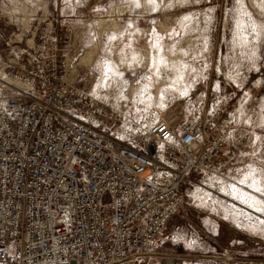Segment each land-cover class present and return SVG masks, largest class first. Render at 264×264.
<instances>
[{
	"label": "built area",
	"instance_id": "built-area-1",
	"mask_svg": "<svg viewBox=\"0 0 264 264\" xmlns=\"http://www.w3.org/2000/svg\"><path fill=\"white\" fill-rule=\"evenodd\" d=\"M65 38L0 70V264H161L148 254L182 204L236 194L232 93L181 119L131 116L72 82Z\"/></svg>",
	"mask_w": 264,
	"mask_h": 264
},
{
	"label": "rangeland",
	"instance_id": "rangeland-1",
	"mask_svg": "<svg viewBox=\"0 0 264 264\" xmlns=\"http://www.w3.org/2000/svg\"><path fill=\"white\" fill-rule=\"evenodd\" d=\"M66 34L72 82L131 116L152 121L203 113L223 87L232 93V103L238 98L244 103V130L234 134L243 141L241 154L230 173L240 182L235 192L248 190L262 206L253 209L238 194L225 195L244 208L245 222L256 223L235 226L217 194L214 202L182 204L166 224L165 235L179 228L164 247L264 258V223L259 225V217L264 218V110L256 108L264 95V84L258 85V78L264 80V0H0V70H9L28 47L56 54ZM253 173L257 190L244 184Z\"/></svg>",
	"mask_w": 264,
	"mask_h": 264
},
{
	"label": "crops",
	"instance_id": "crops-1",
	"mask_svg": "<svg viewBox=\"0 0 264 264\" xmlns=\"http://www.w3.org/2000/svg\"><path fill=\"white\" fill-rule=\"evenodd\" d=\"M261 78H258V85L261 87V85L264 84V80H260ZM256 88H258L257 85H255ZM259 92L256 93L258 95H260V90H258ZM258 99H260V101H258V103L256 104V108L260 111L261 109L264 110V95L260 96ZM233 102V101H232ZM230 103V106H229V110H232V125H231V128H230V134H231V137H232V145H233V148H237V155H235L233 157V160L231 162V164L229 165L228 167V171L230 172V170L232 169L233 165L236 164L235 162H238V158L241 154V150H240V145H242L243 141L242 139L239 138L238 139H235L234 137V134L236 133V131H238L239 133H241L243 130H244V124L241 122V118H242V115L244 114V111L246 108H244V103H241L240 99H236V101L234 103ZM245 102V101H244ZM235 104V105H233ZM229 110L226 112L225 115L228 114ZM260 171V166L257 167V173H259ZM261 172V171H260ZM253 190V189H252ZM227 192V191H226ZM213 196H216V195H212L211 197V201L215 200V198H213ZM219 196V195H218ZM220 199L222 200V202H224V206H223V209H224V213L225 215L227 216H230L232 218V221H233V224L237 227H241L244 225V223H246L241 215V213H245L246 211L244 210V208H241L239 205L235 204L236 201H234L233 199L227 197L226 195L224 197H220ZM183 206V205H182ZM185 206V205H184ZM183 206V207H184ZM229 207V208H228ZM233 212V213H231ZM248 213H246L247 215ZM243 224V225H242ZM179 228V225H177L176 227H172V229H168L166 231L167 235L170 237H174V234L176 233L175 231H177V229ZM175 230V231H174ZM171 239V238H170ZM165 251H166V248H165ZM161 259V258H159ZM168 260V259H166ZM167 264H172L171 263V260L167 262Z\"/></svg>",
	"mask_w": 264,
	"mask_h": 264
},
{
	"label": "water",
	"instance_id": "water-1",
	"mask_svg": "<svg viewBox=\"0 0 264 264\" xmlns=\"http://www.w3.org/2000/svg\"><path fill=\"white\" fill-rule=\"evenodd\" d=\"M148 255L155 256L161 259H170V260L199 259V260H229V261L244 262V263L246 262L264 263V258L233 257L230 255L219 256V255L188 254L177 251L155 252Z\"/></svg>",
	"mask_w": 264,
	"mask_h": 264
},
{
	"label": "bare ground",
	"instance_id": "bare-ground-1",
	"mask_svg": "<svg viewBox=\"0 0 264 264\" xmlns=\"http://www.w3.org/2000/svg\"><path fill=\"white\" fill-rule=\"evenodd\" d=\"M246 177H247V175H246ZM244 184L249 186V187H253L255 189L258 188V186H259V185H256L257 184V179H255L254 176L251 178V181H249V182H247V180L244 181ZM243 189L244 188H242V189H240L239 187L237 188L236 194H238V197H242L241 200H243V202H245V203H249V206L253 207V209L255 208L257 210H260V208L262 206V200L259 197H257L255 194L249 192L248 190H245V189L243 190ZM249 214L251 215V213H249ZM249 219H251V218H249ZM249 219L246 220L247 224H253V222H255V221H251ZM259 222H260L259 225H261V223H264V218H260L259 217ZM255 223H254V225H256Z\"/></svg>",
	"mask_w": 264,
	"mask_h": 264
}]
</instances>
